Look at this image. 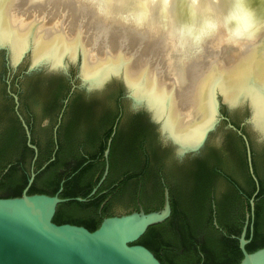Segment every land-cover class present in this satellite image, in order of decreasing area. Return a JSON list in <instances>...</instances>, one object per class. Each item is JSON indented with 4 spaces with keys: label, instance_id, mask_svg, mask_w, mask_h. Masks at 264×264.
Listing matches in <instances>:
<instances>
[{
    "label": "water",
    "instance_id": "1",
    "mask_svg": "<svg viewBox=\"0 0 264 264\" xmlns=\"http://www.w3.org/2000/svg\"><path fill=\"white\" fill-rule=\"evenodd\" d=\"M210 2L202 0L199 14L190 17L187 0H170L165 12L150 0L147 3L145 0H41L37 3L0 0V50L5 49L7 65L13 71L20 65L27 66V74L40 72L42 85L53 76L66 75L69 67L77 73L79 87L87 92L101 90L109 83L100 97L99 114L103 109L113 113L115 94L123 90L113 80H121L131 111L144 112L155 125L160 144L168 146L156 153V162L160 159L164 162L165 175L171 181L184 179L183 175L178 177L181 170L175 171L178 167L172 161L173 151L181 159L187 154H198L205 146L201 157L216 153L225 172L246 188L240 160L244 145L255 192L248 200L249 213L245 215L238 238L242 253L239 264H264V247L253 252L245 248L252 237L254 195L259 188L252 151L259 175L264 177V33L251 42H226L223 35L228 33L222 25L226 1L211 4L212 11H209ZM149 9L151 15H148ZM140 12L148 15L143 28L131 23L132 17ZM193 20L198 22V29L205 21L215 20L220 30L202 45L180 40L178 28L184 22L195 24ZM189 46L199 47L198 52L182 60L181 55L190 52ZM28 51L30 57L26 56ZM1 77L0 65V130L12 115ZM7 84L6 91L13 99L26 144L33 149L34 161L38 149L30 142L29 127L18 110V95L11 91L9 81ZM32 94L35 96L31 103L39 120L37 132L44 141L50 130L52 110L44 102L42 91ZM221 103L230 110L227 113L234 122L246 117L244 129L249 139L232 123L220 124ZM56 127L53 137L57 143ZM228 129L235 131L243 142ZM113 133L103 152L106 160L103 174L88 196L95 193L107 175ZM214 148H218L217 152ZM53 159L54 155L40 169ZM35 175L31 166L21 195L0 197V264H162L149 249L135 241L149 226L169 217L167 188H164L162 207L148 212L141 205L137 210H129L133 193L116 198L110 205L116 214L103 217L99 226L90 231L81 225L52 221L58 204L71 198L59 197L61 186L54 195L28 194ZM213 184L218 196L231 188L223 175L216 177ZM74 200L84 202L86 198ZM239 203L244 210L243 200Z\"/></svg>",
    "mask_w": 264,
    "mask_h": 264
},
{
    "label": "trees",
    "instance_id": "2",
    "mask_svg": "<svg viewBox=\"0 0 264 264\" xmlns=\"http://www.w3.org/2000/svg\"><path fill=\"white\" fill-rule=\"evenodd\" d=\"M2 83L12 115L0 130V197L20 196L33 166L36 175L27 190L28 194L54 195L61 186L59 197L71 198L58 204L52 221L56 224H81L90 231L94 230L103 217L114 215L110 210L112 201L125 193L131 194L129 189L133 186L132 180L139 181L138 156L117 151L119 147L133 145L119 144L115 136L112 137L107 158V175L95 193L88 196L103 174L106 162L103 152L112 130L109 128L101 133L94 118L97 117L96 112L91 107L81 106L80 98L77 97L78 102L68 104L69 108H65L62 114L64 121L62 119L57 128L56 143L52 137L53 127L61 109L59 101L66 97L68 88L59 81H50V84L41 90L44 93V102L52 110L50 130L43 141L37 132L39 120L31 103L32 97L35 96L32 92H41L40 86H37L31 77H25L18 83L14 77L11 90L18 95L19 110L30 130V142L38 149L33 161V149L26 144L25 132L15 114L12 97L7 94L5 83ZM74 97L73 95L70 100H74ZM101 115L109 117L112 113L104 110ZM233 123L238 126V123ZM147 139L151 142L150 147H153L152 135L148 134ZM52 155L54 159L40 169ZM219 160L216 153L205 155L191 172H184L183 183L179 189L175 190V187L167 182L170 192V216L163 222L149 226L135 244L145 246L162 264H239L242 253L238 238L245 215L249 213L248 200L255 192V183L248 171L244 145L240 160L245 171L246 188L225 172ZM252 165L259 188L254 195L252 237L245 246L248 252L264 247V177L259 175L253 151ZM222 175L231 188L218 196L213 183L216 177ZM161 191L160 196L149 204L147 202L150 200L141 195L140 200L145 212L162 207ZM75 197L86 198V201L78 202L74 200ZM241 199L245 210L240 208ZM136 200L137 194L136 197L133 195L131 203L134 210H137ZM83 212L89 216L81 218L80 214ZM248 235L247 227L246 238Z\"/></svg>",
    "mask_w": 264,
    "mask_h": 264
},
{
    "label": "flooded vegetation",
    "instance_id": "3",
    "mask_svg": "<svg viewBox=\"0 0 264 264\" xmlns=\"http://www.w3.org/2000/svg\"><path fill=\"white\" fill-rule=\"evenodd\" d=\"M29 1H30V3H37V2H40L41 0H29ZM225 1H226L225 16H226L232 7V0H225ZM250 6L253 8V10L255 12L256 27L252 30V32L246 33L245 38L240 39V40H236L233 37H229L228 34H227V36H226V34H224L225 36L223 35V37H224V40L226 42L229 40H230V42H234L236 44H240L243 42H251V41L255 40L257 37H259L261 34L264 33V0H250ZM194 23H195V25H197L198 22L194 21ZM222 25H223L224 29L227 27V25L224 23V21H223ZM224 33H226V32L224 31ZM253 33H255V34L253 35ZM214 36L215 35H211L208 38L211 39ZM225 37H227L228 39ZM189 47H190L189 48L190 52L186 55H181L183 57L182 60L185 58V56L191 55V54H192V56H194L198 52L199 47H197V46L196 47L195 46H189ZM29 54H30L29 51L26 52V56L28 55V57H30ZM6 57H7V55H6L5 49H1L0 50V65H1V71H2L1 81L5 83V90H6V86L8 85L7 81H9V86L11 89V81L13 80L14 77H15V80L17 81V83L19 81H22L23 79H25V77L26 78L31 77L32 80L35 82V84L37 86H40L41 88L48 86L50 84V81H59L60 83H64L66 85V87L68 88L66 97L59 101L61 109H60L58 116L56 118V123L54 124V127L57 126L56 127V133H55L56 139H57V128L60 125V123L62 122V119H63L62 114H63L65 108H69L68 104L77 103L78 102L77 97H79L80 98L79 104L81 106L86 107V108L91 107L95 112L97 111L96 112L97 118L95 120H96V123H98V125H99L101 133H103L102 130H106V129L110 128L112 130V132L114 131L112 137L115 136V139H116V141L119 142V144L122 143V144H124V145L126 144L128 146L129 145L131 146V144L133 145L132 147H119V148H117V151L122 152L124 154L133 153L135 156H138L137 160L139 161V165H138L137 169L139 171V177H138L139 181H137L136 179H133L131 182V185H133L134 187L132 186L129 189L130 193L131 194L133 193V195L135 197L137 194V200H136L137 201V209H138V206L141 205V207L144 210V207H143L142 202L140 200L141 195L147 197L148 199H149V197H151L149 200L152 201L154 198H157V196H160L159 192H160V190H162L161 194H162V204H163L164 188H167L169 191V187L167 184L170 183L173 186V184L175 183V186H174L175 190L179 189V187L182 185L183 182L179 181L178 178L176 180L172 179V181L167 178V176L165 175V171H164V165L165 164L161 159L156 162V160H157L156 153L161 152V150L166 149L168 146H164V145L160 144V142L158 140L157 132L155 130V125L151 122L149 117L144 112H132L131 111L130 105H128V103L130 104V101L125 95L124 86H123L121 80H119V79L113 80V81L119 82L122 85L123 90L122 91L119 90L115 94V101H114L115 109L113 110L112 116L104 117L101 115L102 114L101 112H100V114L98 113V109L100 106V97L103 95V92H105L106 86L109 83H107L106 86L101 90H96L93 92H87L84 88L79 87L80 81L76 77L77 73L72 71V68L69 67L66 75L60 74V75L53 76L46 82V84L42 85L41 79L39 78L40 72L34 71V72H31L30 74H27V73H25L27 66L19 67L20 65H18L16 70L13 71V69L8 67ZM70 64H72V63H70ZM73 95L75 96L74 100H70V98ZM12 101H13V99H12ZM126 103H127V105H126ZM19 107H20V101H19L18 110H19ZM13 108H14V102H13ZM103 110H105V109H103ZM219 111H220V115L223 117L220 121V124H223L224 126H226L227 123H229V122L232 123L235 127H237L239 130H241V132L244 133L249 139V136L244 129L246 117H242L240 122H236V123H238V126H236L233 123L234 121L228 115L227 111H230V110H228V108L225 104L221 103ZM19 112H20V110H19ZM59 115H61L60 118H59ZM63 121H64V119H63ZM54 127H53V129H54ZM228 132H234V134L242 140V138L235 131L228 129ZM149 133H151V135L154 137V143H153L154 147H150L151 142L147 139V135ZM52 137H53V132H52ZM53 139H54V137H53ZM215 142L217 143V141H215ZM242 142H243V140H242ZM204 149H205V146L202 148V150L198 154H187L185 157H182L181 159L178 158L175 155V152L173 151V154L171 156L172 161L174 162V166L179 168V169L178 168L175 169V171L181 170L179 172V173H181V175L178 177L185 175L184 174L185 171L188 170L191 172L194 169L197 162L201 158H203V157H201V153ZM217 149L214 148V151L216 150V152H217ZM166 179L168 181H166ZM137 186H138V192H137ZM169 198H170V195H169ZM144 200H146V199H144ZM152 204H154V203H152ZM129 210H134V207L131 206V208ZM244 210H245V208H244ZM113 213L116 214L115 212H113ZM87 216H89V214H86L84 212L80 214L81 218H85Z\"/></svg>",
    "mask_w": 264,
    "mask_h": 264
},
{
    "label": "clouds",
    "instance_id": "4",
    "mask_svg": "<svg viewBox=\"0 0 264 264\" xmlns=\"http://www.w3.org/2000/svg\"><path fill=\"white\" fill-rule=\"evenodd\" d=\"M148 0H145L147 3ZM202 0H187L188 14L189 16L198 15V8ZM217 0H211L209 11H212L211 4H215ZM152 5H159L161 12L167 11V5H169L170 0H150ZM148 15H151L150 9L148 10ZM148 15L140 12L137 13L131 19L133 23L138 28H143L147 23ZM256 17L253 8L250 6V0H232V7L227 15L224 17V23L227 25L225 31L230 37L240 40L245 38L246 33L252 32L256 27ZM220 30V24L215 20H207L197 28V25L184 22L180 25L177 30V35L180 40H190L194 45H202L203 42L210 37L212 33L218 32ZM255 33H253L254 35ZM250 38V37H249ZM179 43V40L177 41Z\"/></svg>",
    "mask_w": 264,
    "mask_h": 264
}]
</instances>
